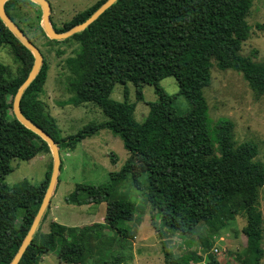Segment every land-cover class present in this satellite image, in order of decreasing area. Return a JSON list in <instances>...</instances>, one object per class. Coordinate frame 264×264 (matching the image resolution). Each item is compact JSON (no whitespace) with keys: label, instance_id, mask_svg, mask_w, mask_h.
I'll list each match as a JSON object with an SVG mask.
<instances>
[{"label":"trees","instance_id":"trees-1","mask_svg":"<svg viewBox=\"0 0 264 264\" xmlns=\"http://www.w3.org/2000/svg\"><path fill=\"white\" fill-rule=\"evenodd\" d=\"M103 1L76 12L62 27H53L57 31L69 29ZM32 4L31 0L4 2L6 13L25 35L26 23L18 19L16 11ZM251 4L252 0H115L84 29L62 39L78 43L76 52L64 60L73 92L64 103L78 106L93 102L106 119L60 136L55 118L39 97L47 75L44 61L20 97L22 113L48 133L59 149H73L84 137L107 128L121 138L129 156L120 170L110 172L107 182L76 183L65 196L67 203L77 205L104 202L102 222L76 228L52 220L48 231L34 232L17 264H38L41 256L57 245L62 262L85 264L91 241L100 238L104 227L127 236L129 228L120 224L134 219L137 205L115 191L130 174H145V199L160 211V224L152 222L158 232L160 228L191 232L199 222L223 226L244 213L243 264H260L263 230L257 198L259 188L264 190V163L255 159L253 142L234 145L230 119H218L209 126L203 94L210 83L213 61L220 69L239 71L257 95L264 94V63L252 60L255 50L251 55L240 53L242 42L250 35L246 16ZM40 18L41 9L36 23L44 33ZM3 45L20 65L17 75L7 76L8 69L0 62V264H8L42 201L52 162L38 184L26 178L12 185L2 181L12 170L13 159L29 160L49 151L47 143L12 112L13 96L28 74L33 56L0 20V47ZM166 76L175 78L177 94L188 99L187 111L178 112L174 95L159 85ZM116 83L123 85V101L110 97ZM126 83L135 86L137 100L143 97V84H151L157 96L147 102V114L140 121L133 116L135 103L127 100ZM162 252L165 264H196L201 260L194 253L177 258L164 244ZM117 258L112 264L120 262Z\"/></svg>","mask_w":264,"mask_h":264},{"label":"rangeland","instance_id":"rangeland-1","mask_svg":"<svg viewBox=\"0 0 264 264\" xmlns=\"http://www.w3.org/2000/svg\"><path fill=\"white\" fill-rule=\"evenodd\" d=\"M97 0H48L50 5L49 19L52 26L62 27L76 12L92 5ZM17 17L26 25L28 38L39 48L43 61L47 64V75L43 90L39 97L45 103L50 115L55 120L60 136L76 133L90 122L106 119L102 110L93 102H85L74 106L64 103L72 94L68 86L70 72L65 66V58L73 55L78 43L69 38L66 40L50 39L37 27L36 14L40 6L32 5L17 8ZM246 20L250 25V35L241 44L240 53L251 55L252 60L264 63V0H252ZM41 24V21H40ZM67 38V37H66ZM0 62L7 67V76H15L19 63L14 59L9 47H0ZM159 85L170 95H174L173 104L178 112L190 109L188 99L178 93V84L173 76H166ZM127 100L135 103L133 116L140 121L148 111L147 102L156 100L151 84L141 86L142 99L135 98L136 88L126 83ZM207 102L209 126L218 119H230L233 122V142L238 145L244 141L253 142L257 147L255 159L264 163V94L257 95L248 85L239 71L220 69L215 62L210 68V83L203 88ZM114 100L123 101V85L116 83L110 93ZM59 149V148H58ZM60 167L50 202L37 227L46 232L52 216L56 222L70 224L76 228L93 222H102L106 211L105 203H95L87 214V206L65 201L76 183L101 184L109 179L112 171H118L129 156L121 138L107 128L84 137L73 149L60 148ZM52 162L50 150L40 152L29 160L13 159L12 170L4 175L2 181L8 185L26 178L38 184ZM50 169V168H49ZM125 195L137 205V212L131 221H122L121 226L129 228L127 236L117 235L113 230L104 227L100 238H94L90 244V252L85 264H165L162 252L163 244L172 251L175 257L194 253L201 260L196 264L217 261L218 264H243L245 259L246 236L242 228L246 219L239 213L223 226L212 227L209 223L199 222L191 232L160 228V232L152 227V222L159 225L160 211L151 207L146 201L145 174L128 175L116 188L115 195ZM257 207L262 217L261 247L263 254L260 264H264V190L259 188ZM94 215L96 219H83ZM19 219V218H18ZM18 222V220H17ZM58 245L41 256L38 264H74L62 262L57 257ZM217 248L218 252H214ZM193 260H190L192 263ZM181 264H184L181 262Z\"/></svg>","mask_w":264,"mask_h":264},{"label":"water","instance_id":"water-1","mask_svg":"<svg viewBox=\"0 0 264 264\" xmlns=\"http://www.w3.org/2000/svg\"><path fill=\"white\" fill-rule=\"evenodd\" d=\"M6 0H0V20L3 22V24L14 34V36L17 37V39L30 50L32 56H33V62L31 65V68L26 76V78L22 81V83L17 88L13 99H12V112L15 116V118L22 123L25 127L29 128L33 132H35L37 135H39L48 145L49 150L52 155V164H51V171L50 176L48 180V184L45 190V193L43 195L42 201L37 209L36 214L34 215V218L23 237L17 251L13 255L12 259L8 264H17L19 261L21 255L25 251L27 245L29 244L32 235L37 230V227L39 225V222L43 216V213L50 201V197L52 195L54 186L57 181V176L59 172L60 167V156H59V149L57 146V143L54 141V139L46 133L41 128L37 127L35 124H33L25 115L22 113L20 109V97L25 89V87L30 83V81L35 77V75L38 73L40 66L43 62V55L39 48L25 35V33L15 24V22L10 18V16L6 13L4 9V2ZM35 3H37L40 6L41 9V26L46 34L47 37L50 39H64L66 37H69L75 32H78L82 29H84L91 21H93L100 13H102L107 7H109L115 0H105L103 1L87 18H85L82 22L77 23L70 27L69 29L65 31H57L52 26L50 19H49V11H50V5L48 0H31Z\"/></svg>","mask_w":264,"mask_h":264},{"label":"crops","instance_id":"crops-1","mask_svg":"<svg viewBox=\"0 0 264 264\" xmlns=\"http://www.w3.org/2000/svg\"><path fill=\"white\" fill-rule=\"evenodd\" d=\"M58 173H59V172H58ZM57 177H58V176H57ZM50 198H51V197H50ZM49 202H50V201H49ZM103 203H104V202H103ZM94 204H95V203H86V204H83V205L87 206V209H86V211H85L87 214L90 212V210H91V208L94 206ZM87 217H88V218H82L80 221H83V219H93V218L96 219V217H95L94 215H92V216H87ZM56 219H57L56 216L53 215V216H52V220L55 221ZM63 225L71 226V225L68 224V223H67V224H66V223H65V224L63 223ZM74 226H75V225H74Z\"/></svg>","mask_w":264,"mask_h":264},{"label":"built area","instance_id":"built-area-1","mask_svg":"<svg viewBox=\"0 0 264 264\" xmlns=\"http://www.w3.org/2000/svg\"><path fill=\"white\" fill-rule=\"evenodd\" d=\"M213 251H214V252H218V251H217V248H213Z\"/></svg>","mask_w":264,"mask_h":264}]
</instances>
